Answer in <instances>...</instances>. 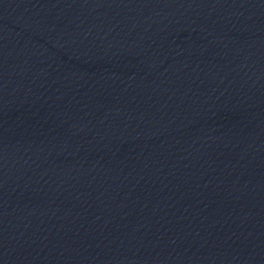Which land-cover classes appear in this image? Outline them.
<instances>
[{"label": "water", "instance_id": "1", "mask_svg": "<svg viewBox=\"0 0 264 264\" xmlns=\"http://www.w3.org/2000/svg\"><path fill=\"white\" fill-rule=\"evenodd\" d=\"M0 264H264V0H0Z\"/></svg>", "mask_w": 264, "mask_h": 264}]
</instances>
